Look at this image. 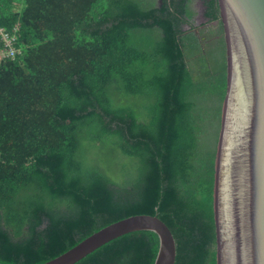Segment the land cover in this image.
Here are the masks:
<instances>
[{"label": "trees", "instance_id": "obj_1", "mask_svg": "<svg viewBox=\"0 0 264 264\" xmlns=\"http://www.w3.org/2000/svg\"><path fill=\"white\" fill-rule=\"evenodd\" d=\"M195 1L219 24L214 50L188 39ZM0 29L21 51L0 62V262L44 264L151 215L173 233L176 264H217L228 84L219 0H0ZM98 144L137 160L132 183L118 185L101 158L89 165ZM158 249L155 233L133 232L77 264H154Z\"/></svg>", "mask_w": 264, "mask_h": 264}, {"label": "water", "instance_id": "obj_2", "mask_svg": "<svg viewBox=\"0 0 264 264\" xmlns=\"http://www.w3.org/2000/svg\"><path fill=\"white\" fill-rule=\"evenodd\" d=\"M219 6L228 84L215 164L217 264H264V0H219ZM139 231L159 238L154 264H176L173 233L151 215L113 223L44 264H77Z\"/></svg>", "mask_w": 264, "mask_h": 264}, {"label": "rangeland", "instance_id": "obj_3", "mask_svg": "<svg viewBox=\"0 0 264 264\" xmlns=\"http://www.w3.org/2000/svg\"><path fill=\"white\" fill-rule=\"evenodd\" d=\"M191 8L195 12V17L192 21V29L189 25L185 26V30L189 36L188 39L196 42L197 45H199V49L202 50L201 52H203V50H214L217 46V40L221 37L218 22L210 23L205 17V5L202 1L193 2ZM197 57L198 55L194 53L190 55V66L198 74L203 65L198 62ZM212 106L213 110L217 109V101H214ZM212 132H214V129ZM214 136L211 133L209 136V143H214ZM98 146L100 145L98 144ZM95 148L97 150L94 149L95 151L92 150L91 153L88 154L89 165L99 164L96 160L101 158L103 160L101 162L102 167H104L118 185H128L136 179L139 170V163L137 160L127 156L125 157L122 154L117 155L109 151L104 144H102V147Z\"/></svg>", "mask_w": 264, "mask_h": 264}, {"label": "built area", "instance_id": "obj_4", "mask_svg": "<svg viewBox=\"0 0 264 264\" xmlns=\"http://www.w3.org/2000/svg\"><path fill=\"white\" fill-rule=\"evenodd\" d=\"M0 35L5 43L2 49H0V62L8 57L15 58V55L21 54V51L12 47L15 37H10L4 30L0 29Z\"/></svg>", "mask_w": 264, "mask_h": 264}]
</instances>
